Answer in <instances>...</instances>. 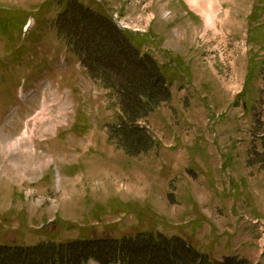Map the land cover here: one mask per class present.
<instances>
[{"label":"rangeland","instance_id":"1","mask_svg":"<svg viewBox=\"0 0 264 264\" xmlns=\"http://www.w3.org/2000/svg\"><path fill=\"white\" fill-rule=\"evenodd\" d=\"M45 1L0 9L37 13ZM96 1L125 30L150 34L144 54L174 61L172 99L148 118L161 145L136 157L109 140L118 91L89 77L52 23L40 31L31 19L21 62L0 38V244L122 239L157 215V230L192 234L211 258L264 264V0H203L213 27L187 0ZM42 156L51 164H31Z\"/></svg>","mask_w":264,"mask_h":264},{"label":"trees","instance_id":"2","mask_svg":"<svg viewBox=\"0 0 264 264\" xmlns=\"http://www.w3.org/2000/svg\"><path fill=\"white\" fill-rule=\"evenodd\" d=\"M87 2L47 0L37 13L30 15L39 22L40 31L43 24L46 31L51 30L52 23L90 75L118 91L122 114L112 130V138L128 155L137 157L155 144L139 122L170 100L169 84L175 81L167 70L171 63H167V68L160 66L154 56L143 53L147 38L121 31L103 5L96 0ZM54 11L58 16L51 19ZM12 12L0 9V30L13 35L21 27V21L10 22L12 16L21 20L28 13ZM36 33L39 32H34L32 37ZM11 41L15 42V36ZM23 51L18 55H23ZM174 71L178 78V70ZM154 219L155 222L132 235H122V239L101 237L58 243L50 238L33 248L1 244L0 264H87L91 260L99 264H141L142 261L152 264L155 259L158 264H247L237 258L224 261L211 258L192 243V234L161 232L157 230L159 216L155 215ZM144 254H147L145 259Z\"/></svg>","mask_w":264,"mask_h":264},{"label":"bare ground","instance_id":"3","mask_svg":"<svg viewBox=\"0 0 264 264\" xmlns=\"http://www.w3.org/2000/svg\"><path fill=\"white\" fill-rule=\"evenodd\" d=\"M187 2H189L190 4H191V6H192V8L193 9H195L196 11H198L199 13H201V14H203L204 15V17L206 18L205 20H207V23H208V25L210 26V27H213L214 26V24H216L215 22V16H213V14L215 15V13H213V12H211V8L210 7H208L209 5L207 4V5H205L204 6V3H203V0H187ZM219 4V3H218ZM218 6H221L220 4L218 5ZM213 11V10H212ZM202 16V15H201ZM216 18H218V17H216ZM126 25V24H125ZM209 26H207V27H209ZM46 104V103H45ZM47 113L48 112H46V111H44V113H43V116H47ZM49 116V115H48ZM48 118V117H47ZM45 120V119H44ZM45 123H43L44 125L46 124H48V123H46V121H44ZM43 125V126H44ZM20 142V141H19ZM18 144L19 143H17V142H13V143H7L6 144V146H8V149L9 150H14V148L16 147L17 148V146H18ZM21 145V144H20ZM19 145V146H20ZM21 147H22V150H24V151H27V152H30V153H35V152H33V150L32 149H30L29 147H24V146H22L21 145ZM31 164L32 165H36V166H39V167H42V168H45L46 166H48V165H50L51 164V162L49 161V160H46V157L45 156H42V158H41V160H37V159H35V160H33V162H31Z\"/></svg>","mask_w":264,"mask_h":264},{"label":"crops","instance_id":"4","mask_svg":"<svg viewBox=\"0 0 264 264\" xmlns=\"http://www.w3.org/2000/svg\"><path fill=\"white\" fill-rule=\"evenodd\" d=\"M163 47L166 49L165 45H163ZM17 168H19V167H17ZM11 173H12V171H11ZM12 180H14V178L12 177V174H11L10 182H11Z\"/></svg>","mask_w":264,"mask_h":264}]
</instances>
